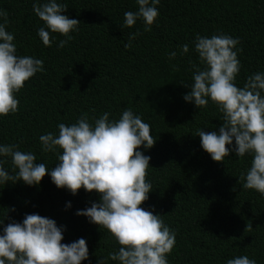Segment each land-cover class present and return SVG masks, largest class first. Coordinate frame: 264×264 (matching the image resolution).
<instances>
[{
    "label": "trees",
    "instance_id": "trees-1",
    "mask_svg": "<svg viewBox=\"0 0 264 264\" xmlns=\"http://www.w3.org/2000/svg\"><path fill=\"white\" fill-rule=\"evenodd\" d=\"M34 2L0 0L17 55L44 62V71L16 93L18 111L0 116V145H18L51 170L62 149L44 152L41 135L58 134V124L71 125L84 113L94 124L93 118L105 112L110 113L109 120H118L125 109H131L150 124L156 140L153 147L138 149L151 157L146 180L152 191L141 207L161 214L175 231L168 264H226L244 255L264 264V195L243 188L241 178L253 156L230 152L223 162L214 161L193 134L198 129L219 132L223 114L210 98L201 109L184 99L194 82L193 65L205 67L195 50L197 34L239 39L233 49H242L237 51L238 87L253 73L264 72V0H160L151 31L144 30L143 18L131 28L122 27L125 12L138 11L137 0H57L68 6L62 14L81 21L62 48L58 45L67 37L60 33L50 32V47L43 44L37 30L48 29L33 11ZM136 32L131 47L125 48ZM184 44L189 50L181 53ZM171 52L177 53L175 58H169ZM0 160L10 175L16 174L11 157ZM99 201L95 190L82 187L73 195L58 188L50 174L39 185L22 180L0 183V234L13 220L22 223L26 214H39L62 227L61 243L86 240L89 257L81 264H99L120 245L106 228L76 214ZM246 225L250 230H245ZM105 264L119 262L109 258Z\"/></svg>",
    "mask_w": 264,
    "mask_h": 264
},
{
    "label": "clouds",
    "instance_id": "clouds-1",
    "mask_svg": "<svg viewBox=\"0 0 264 264\" xmlns=\"http://www.w3.org/2000/svg\"><path fill=\"white\" fill-rule=\"evenodd\" d=\"M137 3L138 11L125 12L122 27L131 28L143 18L144 30L151 31L159 15L156 5L160 0H137ZM67 8L57 0L33 3L36 16L50 30L45 27L37 30L45 46L52 44L50 32L67 37L58 45L62 48L73 39L70 32L79 30L81 21L62 14ZM0 18L3 19L0 23V116H7L18 111L16 93L37 72L44 71V62L17 55L14 34L6 30L7 13L0 10ZM138 34H130L125 48L131 47L130 41ZM238 43V38L226 34L196 35L195 50L205 67L193 65L194 82L184 99L194 102L199 109L208 106V98L218 106L223 114L219 132L198 129L193 135L200 137L202 148L216 162H223L230 152L239 157L251 154V167L241 177L245 180L242 186L264 195V72L247 77L243 87L235 84L240 71L237 51H242L233 50ZM188 50L187 44L181 46V53ZM176 55L171 52L169 58ZM109 115L105 112L93 118V124L84 113L71 125L58 124V134L41 135L44 152L62 149V154H57L58 163L51 170L45 163H38L34 153L19 150L18 145H0V156L11 157L13 169H18L15 175H10L0 160V183L22 180L27 185H39L50 174L58 188H67L73 195L82 187L88 192L95 190L100 194V201L76 214L106 228L120 245L117 252L109 253L99 264H105L109 258L119 264H168L167 254L175 246V231L165 224L161 214L141 207L152 191L151 182L146 180L151 157L138 149L154 146L156 140L151 135V126L131 109H125L118 120H109ZM245 230H250V226L246 225ZM62 240L63 229L55 220L26 214L22 223L13 220L3 227L0 264H81L88 259L84 238L70 244L61 243ZM226 264H256V261L244 255L228 259Z\"/></svg>",
    "mask_w": 264,
    "mask_h": 264
}]
</instances>
